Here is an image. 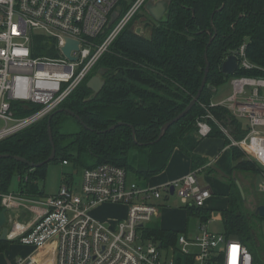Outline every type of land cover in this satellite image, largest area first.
Segmentation results:
<instances>
[{"label": "built area", "instance_id": "2783aa9c", "mask_svg": "<svg viewBox=\"0 0 264 264\" xmlns=\"http://www.w3.org/2000/svg\"><path fill=\"white\" fill-rule=\"evenodd\" d=\"M120 1L0 0V142L57 111L89 79L148 0H137L109 27ZM106 29L110 32L104 36ZM41 37L55 43L58 57L37 55ZM67 39L80 44L71 54L75 61L62 52ZM236 56L242 71L258 68L248 60L245 44ZM231 85L233 94L210 107L223 106L246 120L247 135L238 140L213 115L207 118L219 126L229 147L262 167L258 190L264 193V78L234 76ZM211 132L207 120L198 122L200 137ZM212 195L210 187L200 186L196 172L153 188L106 164L85 169L79 184L64 182L58 195L43 201L4 195L2 203L13 210L33 204L28 222L10 220L8 241L32 249L14 264H264V240L252 252L240 240L210 231L207 224L196 235L179 232L174 242L157 236L154 219L173 197L189 209L205 207ZM101 205L125 207V218L96 220L91 211Z\"/></svg>", "mask_w": 264, "mask_h": 264}, {"label": "trees", "instance_id": "16d2710c", "mask_svg": "<svg viewBox=\"0 0 264 264\" xmlns=\"http://www.w3.org/2000/svg\"><path fill=\"white\" fill-rule=\"evenodd\" d=\"M136 1L121 0L120 16H125ZM141 17L140 12L134 16L89 77L105 72L101 92L91 91L87 80L62 104L61 108L72 111L81 121L67 113L53 117L50 129L56 157L49 164L73 162L79 171L114 165L125 169L139 185L146 186L153 176L166 169L176 150L190 158L194 169L204 164L196 153L202 140L198 136L200 120L205 119L211 125L208 137L223 138L229 145L219 126L207 118L209 113L231 129L236 139L247 135L248 129L230 110L210 104L218 89L231 78L222 73L223 62L243 44L248 60L258 69L239 70L237 76L264 78V0H171L164 21L145 22L147 27L152 25L149 37H140L135 32L133 24ZM109 32L106 29L104 36ZM212 37L214 40L209 45ZM41 39L38 42L41 51L37 55L58 57L55 43ZM205 53L210 71L199 102L156 142L162 126L178 116L198 93L207 66ZM70 120L79 126L77 131H64ZM119 123L125 125L103 133ZM48 125L46 118L0 142V155L24 160L19 162L13 157L0 160V195L9 193L12 179L18 176L21 196L46 197L40 183L47 179L49 164L40 168L34 165L46 161L52 153ZM130 126L135 129V138ZM232 150L236 171L253 175L263 172L259 164L246 159L239 149ZM64 177L68 181L72 176ZM231 186L229 207L222 211L225 234L237 238L254 252L257 225L240 205L243 199L235 181ZM2 208L0 200V212ZM211 213L203 208L188 209L190 216L202 222H208ZM153 230L159 238L173 242L179 234L158 225ZM9 246L10 242L0 241V253Z\"/></svg>", "mask_w": 264, "mask_h": 264}, {"label": "rangeland", "instance_id": "374dc122", "mask_svg": "<svg viewBox=\"0 0 264 264\" xmlns=\"http://www.w3.org/2000/svg\"><path fill=\"white\" fill-rule=\"evenodd\" d=\"M139 12L142 15V17L140 20H136L134 22L133 27L135 26V28H137V27L144 28L145 36L149 37L150 34L152 33V31H151L152 25H149L147 27V25L142 23L143 19L149 18L148 14L144 11L143 8ZM148 21H150V20H148ZM232 78L233 77L231 76L228 84H226V85H224L218 89V94L221 97L220 99L228 98L230 95L233 94V87L231 85ZM67 124H68V126H67L68 128L64 129V131H66V132H75L79 129V126L73 120L68 121ZM243 124L246 126V124H247L246 120L243 121ZM66 174L73 176V179L75 182L74 185L79 184L80 171L76 169L73 162L69 163V165H64L62 162L49 164V166L47 168V179L45 182L40 183L41 184L40 187H41V189H44L46 197L47 196H56L59 194L60 187L65 182L64 176ZM237 176H238V174H237ZM248 176H250L251 186L249 188H247V187H244L241 185L243 187V190H244V194H245L244 196H245L246 201L242 200L240 205L242 206L243 209H245V211L248 213V216H250L254 220V223L257 225V230H256L255 235H256V237L258 236V238H256L257 240H255L254 242L255 243L259 242L262 244V242L264 240V219L260 218V217L255 218V217H253V215H255L254 212H255L257 205L264 204V193H261L258 190V185L262 181L263 177H262V175L260 176V175H253V174H250ZM250 180L247 179L246 182L250 183L249 182ZM236 185H237V183H236ZM8 192L12 195H15V196L19 195L20 184H19L18 176L14 177L12 179V182L10 184ZM4 195H9V194H4ZM18 197H20V196H18ZM0 200H1L2 207L6 208L2 203V197H0ZM34 201H37V200L34 199ZM25 206H27V207L23 206L19 211V213L21 215L17 214L14 217H10V212H12L14 210L10 209V208L8 209V213H7V216H8L7 228L8 229L10 226V220L14 219L16 217L19 218L21 216V218L19 219V221H21V222H28L29 221L30 216H29L28 207H32L33 204L25 203ZM99 211L104 213V214H107L108 212L110 213L113 211L118 212L119 209L115 210L114 207L112 208L110 206H106L102 209H99ZM22 213H24V214H22ZM118 213H120V212H118ZM92 216L95 217L94 214ZM167 219L171 220V221H175V222H180L182 220L183 227L181 228L182 230H179V232H184L187 229H188V232L190 235H196V233L200 232V227H201V223H202L201 219L198 217L196 218V217L190 216L188 214V210L185 209V206L182 204L181 199L178 197H173L166 204L165 209L162 210V212H161L160 219H156V218L154 219V221L158 225H162V227L165 229L177 230V228H174V227L169 228V225L166 224V222H165V221H167ZM207 226H209V230L212 232L223 233V234L226 233L225 224H224V221L222 218V211L221 210H215L211 213V217L207 223ZM258 227L260 229H258ZM261 236H262V238H261ZM31 252H32V249H30V248H26V247H24L18 243H11L10 242V246H9L8 250L0 253V264H14L15 260L18 259L19 256H25Z\"/></svg>", "mask_w": 264, "mask_h": 264}, {"label": "crops", "instance_id": "0c3cea01", "mask_svg": "<svg viewBox=\"0 0 264 264\" xmlns=\"http://www.w3.org/2000/svg\"><path fill=\"white\" fill-rule=\"evenodd\" d=\"M220 98L221 97L217 93V95L215 96L213 101L216 103H220V102H223L226 99H228V98H223V99H220ZM242 123H243V121H242ZM245 127L246 126L244 125V128ZM229 144H230V142H229ZM196 153L201 158H203V160H204V164L201 167L194 169L192 166V162H191L190 158H188L181 151L176 150L173 153V155L171 156L170 161H169L166 169L163 172H161L160 174L153 176L148 181L147 186L153 187V188L162 187L169 182H174V181L180 180L181 178L187 176L188 174H190L192 172H196L197 177H198V183L200 184V186L210 187L213 191L212 197L207 201V203L203 209H207L211 212H213L215 210H221V211L227 210L229 207V195H230L231 190H232L231 182L235 181L237 179L241 183L242 186L249 188L251 186V180H250V176H248V175H250V174H245V173L236 171L234 169L236 162L234 160L233 150L231 147H229V145L227 146L226 140L223 138H220V137L202 138L201 143L196 150ZM245 158H246V156H245ZM63 164H64V162H63ZM67 165H69L68 162H67ZM83 171H80V181L82 178ZM262 173L260 174V176L262 175ZM237 174H238V176H237ZM128 177H129L130 181L135 182V180L133 179L132 176L128 175ZM247 179L250 180L249 181L250 183L246 182ZM80 181H79V183H80ZM65 182L68 184H74L75 183L73 176L70 177V179L68 181H65ZM75 185H77V184H75ZM8 194H10V193H8ZM18 196H20V198H23L25 200H30V201H33L34 199L37 201H43L47 197H49V196H47L43 199H40L38 197L37 198H26V197L21 196V194H19ZM261 205H264V204H261ZM106 206H110V205H101L97 208H94L91 211V214L92 215L94 214L95 215L94 218L97 217L96 218L97 220H99L101 222H107V223H113V222L119 221V219L125 218V213H126L125 207L110 206L112 208L114 207L115 210L119 209L118 212H120V213L113 211V212H110V213L108 212L107 214H104V213L99 211V209H102ZM258 206H260V205H257V207ZM20 209L21 208H19L18 210H14V211L10 212V217H14L17 214H20L19 213ZM22 214H24V213H22ZM160 217H161V214L158 217V219H160ZM20 218H21V216H20ZM165 222H166V224L169 225V228H171V227L177 228V230H172V231L179 232V230H182L181 229L183 227L182 220L180 222H175V221H171V220L167 219V221H165ZM207 223L208 222H202L201 224H207ZM155 224L158 225L156 222H155ZM158 226L163 230H171V229L163 228L162 225H158ZM207 227L209 229V226H207ZM185 231L188 232V229ZM232 238H235V237H232Z\"/></svg>", "mask_w": 264, "mask_h": 264}, {"label": "water", "instance_id": "95a60500", "mask_svg": "<svg viewBox=\"0 0 264 264\" xmlns=\"http://www.w3.org/2000/svg\"><path fill=\"white\" fill-rule=\"evenodd\" d=\"M170 6H171V0H150L145 5L144 11L148 14V16L153 21H155L156 23H159V22L163 21L165 19V17H167ZM119 17H120L119 12H117V11L114 12L112 15L109 27L112 26L118 20ZM136 34L140 37L143 36V32H142L141 27L137 28ZM213 40H214V38L212 37L210 39L209 45L213 42ZM79 45H80L79 42L67 39L65 47L62 48V52H63L64 56L67 57L69 60H72V61L77 60V58L76 57L73 58L71 54L73 51L79 50ZM207 51H208V48L206 49V52ZM205 60H206L207 66H206L205 75H204V78H203V81H202V84H201V87H200L198 93L191 100V102L188 104V106L178 116H176L174 119L168 121L167 123H165L162 126L160 135H159L156 142L161 140L163 138V136L166 134V132L168 131V129L171 126H173L175 123L180 121L182 118H184L195 107V105L199 102V100L202 96V93H203V91L207 85L208 75H209V71H210V63L208 60L207 53H205ZM221 69H222V73L227 75V76H232V75L236 74V72L238 71V60H237L236 56H234V55L229 56L227 58V60L225 62H223ZM104 74H105V72L100 71L99 75L93 76L87 82V87L91 91H93L95 94H99L101 92V90L103 89V87L105 86V81L102 79V76ZM59 113H67V114L75 117L78 121H81L79 116H77L72 111H70L68 109H64V108H61L60 110L56 111L54 114H52L48 118V123H49L48 128H49L50 141L52 144V153L46 161L39 163V164H35L34 165L35 168H40L46 164L51 163L52 161H54V159L56 157V148H55V144L53 143L50 125H51V121H52L53 117ZM122 125H125V124L124 123L116 124V125L110 127L108 130L103 131V133L112 131V130L116 129L118 126H122ZM130 127L133 130V137L135 138V129L133 128V126H130ZM12 157L19 162H24V160L22 158L17 157V156H11L9 154L0 155V160L12 158ZM235 183H237V186H238V189L241 193L243 201H246L245 196H244L245 195L244 190H243V187L241 186V183L237 179L235 180ZM7 213H8L7 208H3L0 212V241L1 242L7 241V233H8V228H7L8 216H7ZM254 213H255V216L264 219V205L258 206L255 209Z\"/></svg>", "mask_w": 264, "mask_h": 264}, {"label": "bare ground", "instance_id": "6f19581e", "mask_svg": "<svg viewBox=\"0 0 264 264\" xmlns=\"http://www.w3.org/2000/svg\"><path fill=\"white\" fill-rule=\"evenodd\" d=\"M149 1H150V0H148L147 3H148ZM147 3H146V4H147ZM134 4H135V3H134ZM134 4H133V5H134ZM146 4H145V5H146ZM145 5H144V7H145ZM144 7H143V9H144ZM131 8H132V7H131ZM117 12H119L118 9H117ZM138 13H139V12H138ZM119 14H120V12H119ZM133 18H134V17H133ZM133 18H132V19H133ZM118 19H119V18H118ZM165 19H166V17H165ZM165 19H164V20H165ZM164 20H163V21H164ZM154 22H155V21H154ZM129 23H130V22H129ZM129 23H128V24H129ZM137 28H139V27H137ZM137 28H135V32H136ZM141 28H142V27H141ZM142 32H143V28H142ZM143 35H144V33H143ZM142 37H143V36H142ZM243 45H244V44H243ZM245 45H246V44H245ZM236 54H237V51H236L233 55L236 56ZM231 56H232V55H231ZM236 58H237V56H236ZM226 60H227V59H226ZM226 60H225V61H226ZM237 60H238V58H237ZM225 61H224V62H225ZM256 69H258V68H256ZM239 70H241V69H239V60H238V71H239ZM238 71L236 72V74L232 75V77L237 76ZM95 76H96V75H95ZM91 78H92V77H91ZM91 78H90V79H91ZM251 78H252V77H251ZM90 79H88V81H89ZM85 82H86V81H85ZM85 82H84V83H85ZM84 83H83V84H84ZM212 102H214V101H212ZM212 102H211V103H212ZM204 106H205V105H203V107H204ZM222 107H223V106H222ZM60 109H61V107H60L58 110H60ZM58 110H57V111H58ZM55 112H56V111H55ZM55 112H54V113H55ZM54 113H53V114H54ZM231 113H232V112H231ZM51 115H52V114H51ZM51 115H50V116H51ZM50 116H49V117H50ZM49 117H48V118H49ZM238 120H239V119H238ZM240 121L242 122L243 120H240ZM245 128H246V127H245ZM246 129H247V128H246ZM198 136H199V135H198ZM199 138H206V137H200V136H199ZM136 183H137V182H136ZM146 186H147V185H146ZM202 187H203V186H202ZM60 188H61V187H60ZM9 195H12V194H9ZM2 196H3V195H0V197H2ZM211 197H212V196H211ZM5 207H6V206H5ZM6 208L9 209L8 207H6ZM203 208H204V207H203ZM8 231H9V229H8ZM7 234H8V233H7ZM7 241H8V239H7ZM7 241H6V242H7ZM8 242H9V241H8Z\"/></svg>", "mask_w": 264, "mask_h": 264}, {"label": "flooded vegetation", "instance_id": "af4514ba", "mask_svg": "<svg viewBox=\"0 0 264 264\" xmlns=\"http://www.w3.org/2000/svg\"><path fill=\"white\" fill-rule=\"evenodd\" d=\"M148 17H149V16H148ZM148 20H152V19H151L150 17H149L148 19H143V20H142V23L145 24V22L148 21ZM152 21H153V20H152ZM143 33H144L143 37H146V36H145V30H144V28H143ZM7 242H8V241H7Z\"/></svg>", "mask_w": 264, "mask_h": 264}]
</instances>
